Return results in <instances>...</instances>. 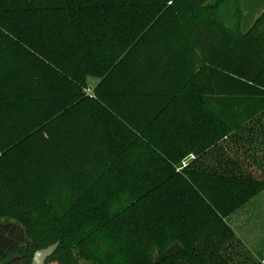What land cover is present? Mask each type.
I'll list each match as a JSON object with an SVG mask.
<instances>
[{
  "label": "trees",
  "instance_id": "obj_1",
  "mask_svg": "<svg viewBox=\"0 0 264 264\" xmlns=\"http://www.w3.org/2000/svg\"><path fill=\"white\" fill-rule=\"evenodd\" d=\"M0 0V264H264V11Z\"/></svg>",
  "mask_w": 264,
  "mask_h": 264
},
{
  "label": "rangeland",
  "instance_id": "obj_2",
  "mask_svg": "<svg viewBox=\"0 0 264 264\" xmlns=\"http://www.w3.org/2000/svg\"><path fill=\"white\" fill-rule=\"evenodd\" d=\"M215 0H210L213 3ZM259 0H241V32L251 29L262 11ZM237 237L253 255L257 254L264 244V193L246 204L229 221ZM264 246V245H262ZM49 264H56L54 262Z\"/></svg>",
  "mask_w": 264,
  "mask_h": 264
},
{
  "label": "water",
  "instance_id": "obj_3",
  "mask_svg": "<svg viewBox=\"0 0 264 264\" xmlns=\"http://www.w3.org/2000/svg\"><path fill=\"white\" fill-rule=\"evenodd\" d=\"M56 245L53 247H49L46 249L39 250L34 253L32 264H45L46 261L53 255L55 251ZM13 261V259H10L2 264H9Z\"/></svg>",
  "mask_w": 264,
  "mask_h": 264
},
{
  "label": "crops",
  "instance_id": "obj_4",
  "mask_svg": "<svg viewBox=\"0 0 264 264\" xmlns=\"http://www.w3.org/2000/svg\"><path fill=\"white\" fill-rule=\"evenodd\" d=\"M259 6H261L260 10H264V0H259V3H258Z\"/></svg>",
  "mask_w": 264,
  "mask_h": 264
}]
</instances>
